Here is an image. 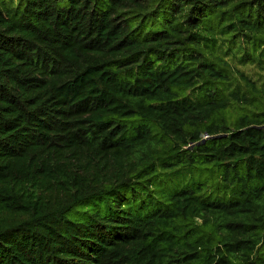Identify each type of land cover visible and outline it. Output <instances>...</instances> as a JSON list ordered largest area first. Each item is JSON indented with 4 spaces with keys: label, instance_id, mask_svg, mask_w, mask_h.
Segmentation results:
<instances>
[{
    "label": "trees",
    "instance_id": "obj_1",
    "mask_svg": "<svg viewBox=\"0 0 264 264\" xmlns=\"http://www.w3.org/2000/svg\"><path fill=\"white\" fill-rule=\"evenodd\" d=\"M0 264H264V0H0Z\"/></svg>",
    "mask_w": 264,
    "mask_h": 264
},
{
    "label": "rangeland",
    "instance_id": "obj_2",
    "mask_svg": "<svg viewBox=\"0 0 264 264\" xmlns=\"http://www.w3.org/2000/svg\"><path fill=\"white\" fill-rule=\"evenodd\" d=\"M247 70H248V68H247ZM258 83H260V82H258ZM95 208H99L100 210H102V211H104L105 209H106V204L104 203V202H102V201H98L97 203H95ZM74 211H72L69 215L72 217L73 215H74V213H73Z\"/></svg>",
    "mask_w": 264,
    "mask_h": 264
}]
</instances>
